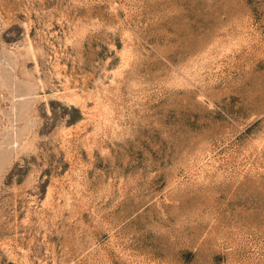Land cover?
<instances>
[{"label":"rangeland","instance_id":"obj_1","mask_svg":"<svg viewBox=\"0 0 264 264\" xmlns=\"http://www.w3.org/2000/svg\"><path fill=\"white\" fill-rule=\"evenodd\" d=\"M0 264H264V0H0Z\"/></svg>","mask_w":264,"mask_h":264}]
</instances>
